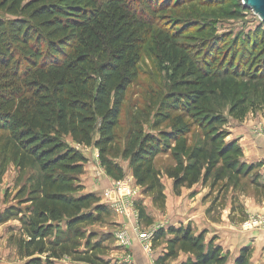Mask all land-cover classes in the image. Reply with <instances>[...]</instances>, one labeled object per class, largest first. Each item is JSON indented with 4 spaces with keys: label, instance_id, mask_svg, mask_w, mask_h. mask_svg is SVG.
<instances>
[{
    "label": "trees",
    "instance_id": "16d2710c",
    "mask_svg": "<svg viewBox=\"0 0 264 264\" xmlns=\"http://www.w3.org/2000/svg\"><path fill=\"white\" fill-rule=\"evenodd\" d=\"M179 1L0 0V13L10 16L0 15V183L10 163L21 173L39 169L17 190V203L0 212V225L20 222L18 254L25 264H55L65 256L74 264H107L92 242L96 234L86 227L103 222L111 209L99 195L82 193L87 158L67 137L97 148L101 166L116 181L126 177L118 156L128 160L136 184L158 206L167 199L156 167L160 155L175 161L167 176L176 194L211 179L212 186L237 181L263 166L245 161L239 140L228 139L230 132L221 127L226 119L213 107L216 98H241V78L264 80L261 30L242 50L227 40L199 59L176 42L175 33L156 29L160 66L170 65L171 88L155 110L156 101L131 116L120 143L123 109L139 79L156 13ZM151 118L152 129H145ZM194 127L199 143L190 139ZM136 207L152 224L139 199ZM206 235L191 223L159 229L154 245L166 246L155 264L181 252L189 254L183 264H228L229 253ZM252 253L251 246L242 247L234 264H251Z\"/></svg>",
    "mask_w": 264,
    "mask_h": 264
},
{
    "label": "rangeland",
    "instance_id": "374dc122",
    "mask_svg": "<svg viewBox=\"0 0 264 264\" xmlns=\"http://www.w3.org/2000/svg\"><path fill=\"white\" fill-rule=\"evenodd\" d=\"M158 11L160 13H156L154 18L156 25L143 46L139 79L131 87L123 109L122 121L118 129L120 143H123L125 133L129 129L131 116L134 113L137 114L140 109L146 108L149 103H152L153 106L154 101L157 102L154 106L155 110L171 88V81L168 78L170 65L166 63L165 66H160L156 29L175 33L177 35L176 42L199 59L209 47L222 44L227 40L232 45L239 47L238 50H242V45L249 36L258 30L264 31V21L259 19L251 8L245 6L243 0H180L174 4H166L163 11ZM0 15L6 18L10 17L2 13ZM261 53L264 54V50ZM240 81L245 83L240 99L216 98L213 101V107L226 119V123L221 126L222 129L230 134L239 131L246 138L247 141L243 147L245 161L248 163L261 162L263 166L257 168L250 176L238 178L237 181L226 178L216 186H212L211 179L206 185L200 184L207 190L204 200L210 204L208 213L212 220L220 224L230 223L241 232V224L250 215L264 213V133L261 131L264 129V80L247 81L245 78H241ZM152 119L145 124V129H152ZM162 127L166 128L167 126ZM193 129L190 139L192 143H199L201 139L199 128L194 127ZM66 140L82 152L87 150V147L75 144L70 137H67ZM117 161L125 166L128 163V167L124 169L126 176H129V161L120 156ZM174 165L175 161L170 154L160 155L156 159V167L161 171L164 192L169 188V195L172 197L167 198L169 203L166 199L164 206L154 205L152 197L144 194L143 188L138 186L139 200L142 202L146 214L147 210L152 214L150 218L153 221L152 224H149L145 219L142 220L139 214L143 230L153 226L164 225L167 227L171 225L168 209L172 206V199L186 198L188 195L190 189L188 187H182L179 194L173 191V180L167 176V171ZM38 175L37 167L28 168L21 173L14 164L10 163L0 183V212L10 204H16L14 196L20 186L29 183L30 178H35ZM101 197V199L104 198ZM19 227L18 220H11L0 225V253L3 257V264H25L27 261L21 259L18 254ZM122 227L130 229L125 219L111 209V214L103 222L91 224L86 229L89 233L96 234L92 242L99 243L100 250L97 254L107 264H139L135 263L133 259V262H125L124 257L127 252H123L118 246L115 237L116 230ZM61 228L65 230L63 224ZM258 229L254 230L256 233L253 236L254 243L251 245L253 248L251 264H264V232ZM256 236H259L258 240ZM164 243L166 242L155 244L156 249L161 248ZM81 250L84 251L85 248L82 247ZM74 263L73 258L69 256L55 261V264ZM228 264H231V261Z\"/></svg>",
    "mask_w": 264,
    "mask_h": 264
},
{
    "label": "crops",
    "instance_id": "0c3cea01",
    "mask_svg": "<svg viewBox=\"0 0 264 264\" xmlns=\"http://www.w3.org/2000/svg\"><path fill=\"white\" fill-rule=\"evenodd\" d=\"M229 139H237L242 147L247 141L242 133L233 132L230 134ZM86 147V146H85ZM84 156L87 158V163L85 166V172L82 175V185L84 187L82 193H94L103 196V192L108 187H111L112 183L116 180L112 179L105 173L104 168L101 166L99 160V151L94 147H87V150L83 152ZM248 162V161H247ZM122 164V163H121ZM124 168L128 167L122 164ZM132 172L129 169V175ZM207 190L203 188L202 184H197L188 190V195L186 198L172 199L171 207H169V220H171V225L169 226H180L192 224L196 233H200L203 230H207L206 241L209 242L212 238H216L215 244L221 245L224 248L225 253H229V261L234 264L235 259L239 255L240 249L244 246H251L253 242V236H255L256 231H239L236 227L230 225V223L223 222L222 224L216 223L212 220L211 215L208 213L210 204L205 201V195ZM167 198H170L169 188L165 191ZM102 198V197H101ZM172 198V197H171ZM169 203V199H167ZM104 203V200L102 199ZM148 216L152 217V214L148 212ZM121 217V216H120ZM122 218V217H121ZM164 224L163 222H161ZM257 240L259 236H256ZM158 251L166 246V243L161 245ZM130 252L133 256L135 263L139 264H151L144 252L142 251L138 242H134ZM189 257V254L181 252L175 260H170L167 264H183ZM3 257L0 253V264H3Z\"/></svg>",
    "mask_w": 264,
    "mask_h": 264
},
{
    "label": "built area",
    "instance_id": "2783aa9c",
    "mask_svg": "<svg viewBox=\"0 0 264 264\" xmlns=\"http://www.w3.org/2000/svg\"><path fill=\"white\" fill-rule=\"evenodd\" d=\"M261 131L264 133V129H261ZM103 197L104 203L116 214L123 217L130 227L129 230L122 227L115 232L118 246L123 252H127L124 257L125 262H133L130 249L134 242H138L148 261L154 264L159 254L163 252L158 251L154 245L155 234L164 226H153L146 230L141 228L139 212L136 207V202L140 198V191L134 177L127 175L122 180L114 181L111 187L105 189ZM255 228H259L258 230L261 229L264 232V213L250 215L241 224V229L245 231L255 230Z\"/></svg>",
    "mask_w": 264,
    "mask_h": 264
},
{
    "label": "water",
    "instance_id": "95a60500",
    "mask_svg": "<svg viewBox=\"0 0 264 264\" xmlns=\"http://www.w3.org/2000/svg\"><path fill=\"white\" fill-rule=\"evenodd\" d=\"M245 6L251 8L264 21V0H243Z\"/></svg>",
    "mask_w": 264,
    "mask_h": 264
}]
</instances>
